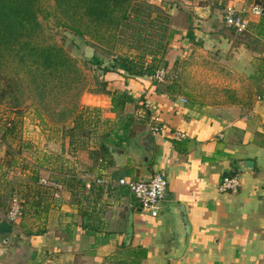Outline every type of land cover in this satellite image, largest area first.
Returning a JSON list of instances; mask_svg holds the SVG:
<instances>
[{"label":"crops","instance_id":"0c3cea01","mask_svg":"<svg viewBox=\"0 0 264 264\" xmlns=\"http://www.w3.org/2000/svg\"><path fill=\"white\" fill-rule=\"evenodd\" d=\"M210 22L203 21L195 39L215 47L218 38H207V28H215ZM182 34L187 44L194 39ZM245 69L251 75L247 94L235 81L239 69L228 79L221 76L223 92L216 95L210 87L193 90L189 77L178 85L173 71L175 77L164 85L143 79L144 84L133 86L135 95L145 99L131 111L141 120L139 129H134L136 120L120 128L125 117L122 111L115 115L110 99L90 102L106 109L111 121L116 118L106 129L111 142L105 140L102 161L90 149L70 151L68 138L58 133L50 149L23 150L30 165L36 154L52 153V161L40 162L37 182L28 180L30 166H7V176L17 175L21 184L23 196L16 198L22 217H0V264H97L105 259L110 264H264V50L251 46ZM229 70L221 67L219 75ZM155 118L159 131L150 129ZM171 130H183L187 137L175 141ZM243 160L253 166L242 168ZM156 172L167 180L165 198L157 211H146L118 179L149 178ZM233 174L240 179L236 191L219 192L220 179ZM43 176L61 188L41 185ZM75 179L84 186L79 188ZM178 204L189 223L186 238ZM104 252L108 257L99 259Z\"/></svg>","mask_w":264,"mask_h":264},{"label":"trees","instance_id":"16d2710c","mask_svg":"<svg viewBox=\"0 0 264 264\" xmlns=\"http://www.w3.org/2000/svg\"><path fill=\"white\" fill-rule=\"evenodd\" d=\"M39 1L0 0V103H7L11 111L17 110L23 104L26 92L31 98L43 101L45 96H53L59 87L72 88L73 83L81 78L77 61L61 45L40 38L42 24L38 17ZM52 1L58 26L84 42H96V46L104 51L117 54L108 61L95 51L87 57V61L92 66L101 68L104 75L140 77L148 74L153 65L144 61L146 55H151V60L158 54L163 56L171 41L180 34L177 28L170 26L168 11L146 0ZM263 14L264 10L259 16V22L254 24L257 35L264 32ZM185 35L191 40L194 37L189 27ZM130 52L134 54L131 55ZM110 83L106 78L101 80L97 93L109 95L112 111H123L125 104L131 102L133 96L123 89V83L120 87L109 88ZM77 107L74 104L59 110L58 121L71 118V124L61 123L57 133L62 138H68L70 151L90 149L92 157L102 161L109 130L107 132L105 129L100 134L96 129L101 121L96 110L100 109L93 107V112L90 107L87 112L91 111L84 116L83 111L87 107ZM8 118L0 124V149L4 150L0 157V197L6 196L5 199L10 200L12 195H23L17 175L7 176V166H30L28 180L37 182L40 162L46 159L52 161V153H43L41 157L36 154L35 164L30 165V161L21 152L30 150L33 144L22 140L21 123L14 122L12 117ZM132 120V115H126L119 123L124 124L120 128L126 130ZM105 122L108 120L105 119ZM83 132L89 134L85 136ZM96 137L100 139L99 144L90 145ZM107 140L111 142L110 139ZM75 181L79 188L84 186L81 180ZM4 203L3 199L0 207H6L7 204Z\"/></svg>","mask_w":264,"mask_h":264},{"label":"rangeland","instance_id":"374dc122","mask_svg":"<svg viewBox=\"0 0 264 264\" xmlns=\"http://www.w3.org/2000/svg\"><path fill=\"white\" fill-rule=\"evenodd\" d=\"M146 1L168 11L170 14V26L177 28L180 34L175 36L176 41H171L167 47L166 53L163 56L162 54H158L154 60H151V55H146L144 61L147 62L148 65H153L148 74L140 77L131 75L119 77L110 74L104 75L101 68L92 66L87 61V57H89L93 51H95V53H97L106 61H108V59H114L117 55L115 52L104 51L100 47L96 46L98 45L96 42L95 44L94 42L92 44L90 42H84L82 39L58 26L56 22L57 20L54 16L53 1L40 0V9L38 13L39 20L42 24V32L39 35L40 38L43 41L61 45L68 52V54H70L77 61L81 70V78L75 82V84L73 83L72 88H67L66 86H64V88L59 87V90L54 93L53 96H45L43 101H37L36 99L31 98L29 93L26 92L25 101L17 110L14 111H11L12 109H10L7 103H0V124L6 122V119H9L8 117H12L14 122L21 123L22 140H27L36 147H46L47 149H50L57 144V142H55L53 139L57 135L55 134L58 131L57 128L61 127L60 124H71V118H66L62 122L58 121L60 120L59 110L62 107H72L74 104L78 106V109H81V107H87L84 109L85 111H83L84 116H86L91 111L90 110L87 112V109H90V107L92 111L95 112L93 110L95 108H93L94 106L91 105L90 102L104 100L108 101V99H110L107 94L103 95V93H97L99 82L106 78L107 81H111L109 88L115 86L120 87V85L123 83V89L128 91L129 94L133 96V100L127 103L124 111H122V116L125 117L128 114L133 115L131 111L134 109V107H136V105H138V102L145 101L142 96L135 95V92L133 91L135 89L133 86L137 83L142 84L143 79L150 83L154 82L164 85L165 81L157 82L152 77L154 72L158 69H165L167 71V73H165V77L167 78L165 79L169 78L168 72H175L177 75L176 83L178 85L183 82V77L192 78L189 83L193 87V90H199L200 87H203L204 90H206L207 87H210V90L215 91L211 93V95H216L223 92V85H221V80L223 77L221 76H228V79L232 77V75H228V73L236 72L238 71L237 69H239L240 73H237L239 79H235L236 82L239 81L238 87H243L242 91L244 94H247L249 91L251 92V75L249 74L250 71L245 68L247 62L251 61V46L258 50H264V32L263 34L258 35L259 38H257L255 35L256 29L254 27V24L257 23V19L260 17L256 15H250L248 17V29L245 32L237 33L224 24L222 16L224 13L223 9L227 4L239 5L248 3H261L264 8V0ZM205 9H209L210 14L206 17L199 16L198 13L206 14L204 13ZM206 20L211 21L210 23L213 22L215 26L214 30L207 28L209 29L207 30L209 33L207 38H218L219 40L215 47L211 44H208L210 42H207L205 45H203L202 41L195 39V37L202 34L201 26L204 25L203 21ZM188 27L196 33V36H194V39L189 44L185 42V36L182 34V32H186ZM177 40L179 41L178 44ZM173 43H175L176 47H172ZM202 50L205 52H201ZM130 54L133 55L134 52H130ZM244 55L247 59L244 58ZM173 58H175V61H173ZM170 61L172 63H170ZM227 66L230 69L229 72H226L227 75H219V73H221L219 68ZM183 71L186 73L182 74ZM246 79L247 81L244 82ZM178 92H181V90H178ZM94 94H99V97L94 96ZM140 105H143V102ZM39 110L40 113L37 114ZM96 112L100 114L101 121L96 127L100 134L103 133L105 129H109L111 125H114L112 123H116V118H114V121L109 119L110 116L106 114V109L100 111L96 110ZM120 113L121 112H116L115 115L118 117ZM105 119H107L108 122H105ZM134 120H136L134 129H139L141 127V120L139 118H133L131 124L134 123ZM82 134L87 136L89 133L83 132ZM99 141V137H96L94 140H92L90 145L97 146ZM21 153L24 154L23 151ZM0 157H2V155ZM16 196L17 194L12 195L11 197ZM5 198L7 197H0V204L3 203V199L5 200L4 204H7L6 207H0V217L7 218L12 198H10V200ZM20 217H22V215ZM7 220L10 221L9 218H7ZM105 253L106 252L102 253L99 256V259H105V257H108ZM105 260H100L101 263L98 262L97 264H104L103 261ZM105 264L110 263L106 260Z\"/></svg>","mask_w":264,"mask_h":264},{"label":"built area","instance_id":"2783aa9c","mask_svg":"<svg viewBox=\"0 0 264 264\" xmlns=\"http://www.w3.org/2000/svg\"><path fill=\"white\" fill-rule=\"evenodd\" d=\"M263 13V6L259 3H248V4H227L224 8L223 21L227 27L234 29L236 32H245L249 27V16L256 15L260 16ZM167 71L165 69H158L154 72L152 77L157 81H165ZM168 79L175 77V74L171 71L168 72ZM185 101V100H184ZM158 118H155V121L150 124V129L153 131H159L160 126L156 122ZM170 137L175 141H181L187 137L186 132L183 130H171L169 132ZM39 183L45 187L59 190L61 184L58 183L55 179L51 177H40ZM98 183H101V179L96 180ZM118 184L126 186L128 190L134 195L137 199L141 209L146 211L155 212L159 208V203L165 198L167 180L159 172L152 174L150 179L144 180L140 179H128V178H119ZM240 185V179L238 175H225L223 176L218 183V191L221 193L233 192L236 191ZM87 187H90V183L86 184ZM10 209L8 211V217L10 221L17 220L22 215V206L16 197L11 199Z\"/></svg>","mask_w":264,"mask_h":264},{"label":"water","instance_id":"95a60500","mask_svg":"<svg viewBox=\"0 0 264 264\" xmlns=\"http://www.w3.org/2000/svg\"><path fill=\"white\" fill-rule=\"evenodd\" d=\"M204 13L206 14H203V13H198L199 16H203V17H206L207 15L210 14V10L209 9H205ZM253 166V161L251 160H243L242 161V168H251ZM152 175H150L151 177ZM149 178H142L144 180H148L150 179ZM177 209H178V213L180 215V219H181V223H182V227H183V237L186 238L188 232H189V223L186 219V216H185V213H184V210H183V207L181 205H177Z\"/></svg>","mask_w":264,"mask_h":264}]
</instances>
